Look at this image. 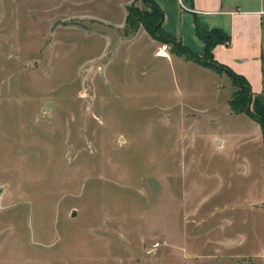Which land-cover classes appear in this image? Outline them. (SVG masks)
Returning <instances> with one entry per match:
<instances>
[{
    "label": "rangeland",
    "instance_id": "obj_1",
    "mask_svg": "<svg viewBox=\"0 0 264 264\" xmlns=\"http://www.w3.org/2000/svg\"><path fill=\"white\" fill-rule=\"evenodd\" d=\"M127 1L0 0V264L264 251V134Z\"/></svg>",
    "mask_w": 264,
    "mask_h": 264
},
{
    "label": "crops",
    "instance_id": "obj_2",
    "mask_svg": "<svg viewBox=\"0 0 264 264\" xmlns=\"http://www.w3.org/2000/svg\"><path fill=\"white\" fill-rule=\"evenodd\" d=\"M151 1L162 10L163 30L199 56L204 53V44L198 33L206 36L212 29L222 30L229 40L213 47V58L246 80L251 93L249 109L264 120V0ZM255 122L256 129L264 134ZM240 257L247 264H264V251ZM251 258H261V263Z\"/></svg>",
    "mask_w": 264,
    "mask_h": 264
},
{
    "label": "trees",
    "instance_id": "obj_3",
    "mask_svg": "<svg viewBox=\"0 0 264 264\" xmlns=\"http://www.w3.org/2000/svg\"><path fill=\"white\" fill-rule=\"evenodd\" d=\"M142 2L149 10L144 11L141 14H136L132 7H128L127 14L125 16L126 27H129L131 31H135L138 29L139 25H143L160 41L170 43L174 48L178 49L181 54H184L189 60H192L200 65L207 66L216 71L227 73L233 85L237 88L236 90H234L232 97L229 100V106L236 113H246L252 119L257 121L264 131V120L257 117L249 109L251 93L246 80L242 76L234 73L229 67L218 63L213 58V47L217 44H222L225 41L229 40V38L224 35L222 30L217 28L212 29L206 36L200 35L198 33L199 38L204 44V53L202 56H199L163 30V14L159 6H157L151 0H142Z\"/></svg>",
    "mask_w": 264,
    "mask_h": 264
},
{
    "label": "water",
    "instance_id": "obj_4",
    "mask_svg": "<svg viewBox=\"0 0 264 264\" xmlns=\"http://www.w3.org/2000/svg\"><path fill=\"white\" fill-rule=\"evenodd\" d=\"M49 107H50V101H46V103H45V106H44V110L45 111H47V110H49ZM219 141H217V143H218Z\"/></svg>",
    "mask_w": 264,
    "mask_h": 264
},
{
    "label": "built area",
    "instance_id": "obj_5",
    "mask_svg": "<svg viewBox=\"0 0 264 264\" xmlns=\"http://www.w3.org/2000/svg\"><path fill=\"white\" fill-rule=\"evenodd\" d=\"M165 47L163 46L162 49H164Z\"/></svg>",
    "mask_w": 264,
    "mask_h": 264
}]
</instances>
